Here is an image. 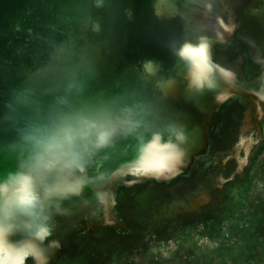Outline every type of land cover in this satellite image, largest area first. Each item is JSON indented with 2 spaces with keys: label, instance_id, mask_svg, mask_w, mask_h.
Listing matches in <instances>:
<instances>
[{
  "label": "clouds",
  "instance_id": "9594fccd",
  "mask_svg": "<svg viewBox=\"0 0 264 264\" xmlns=\"http://www.w3.org/2000/svg\"><path fill=\"white\" fill-rule=\"evenodd\" d=\"M53 2L60 7L47 33L27 29L42 54L0 101V133H11V139L0 138V159L13 161L0 173V264H44L50 208L73 198L103 206L118 173L163 176L186 156L187 126L168 115L177 84L172 69L146 59L112 86H98L101 49L93 38L104 23L94 13L110 12L114 0ZM15 30L24 31L20 25ZM168 47L183 65L189 91L223 97L221 81L231 84L234 74L213 61L208 37Z\"/></svg>",
  "mask_w": 264,
  "mask_h": 264
},
{
  "label": "rangeland",
  "instance_id": "374dc122",
  "mask_svg": "<svg viewBox=\"0 0 264 264\" xmlns=\"http://www.w3.org/2000/svg\"><path fill=\"white\" fill-rule=\"evenodd\" d=\"M216 1L223 30L211 56L234 77L221 81L199 147L163 176L118 173L103 206L50 208L44 264H264V0ZM11 167L0 159V173Z\"/></svg>",
  "mask_w": 264,
  "mask_h": 264
},
{
  "label": "bare ground",
  "instance_id": "6f19581e",
  "mask_svg": "<svg viewBox=\"0 0 264 264\" xmlns=\"http://www.w3.org/2000/svg\"><path fill=\"white\" fill-rule=\"evenodd\" d=\"M207 4H211V10L206 7ZM131 13V18L128 16L126 20L118 23L120 36L130 43V46H125V49L121 50L123 51L120 53L121 61L131 64L132 69L138 67L145 59H153L162 63L165 70H173L177 84L173 95L167 101L168 115L187 126L189 138L184 147L185 157H189L192 151L199 147L194 142V136L199 129L207 127L210 112L219 100L216 98V92L206 91L200 95L189 91L178 82L182 68L179 67L180 63L172 55L168 45L172 41L182 42L184 39L195 41L201 35L210 40L222 32L218 2L156 0L155 12L154 0H137ZM105 28L113 29V25L106 24ZM121 61L115 63L117 68L123 65Z\"/></svg>",
  "mask_w": 264,
  "mask_h": 264
},
{
  "label": "water",
  "instance_id": "95a60500",
  "mask_svg": "<svg viewBox=\"0 0 264 264\" xmlns=\"http://www.w3.org/2000/svg\"><path fill=\"white\" fill-rule=\"evenodd\" d=\"M136 2L137 0H114L110 12L101 10L94 13L102 17L104 23V31L93 38L101 49L98 62L99 87H107L131 70V64L124 63L120 58V53L123 52L121 50L130 46V43L120 36L118 23L128 18L127 12L133 11ZM59 7L53 0H0V101L6 100L9 90L22 83L24 69L33 66L36 56L43 52L40 42L29 37L27 29L32 28L35 32L46 34V25L54 20ZM113 19L116 20L111 21ZM106 24L113 25L115 30L106 29ZM17 25L24 31L17 32ZM118 60L123 65L117 68L115 63ZM8 134L11 137V133ZM1 135L2 133L0 138Z\"/></svg>",
  "mask_w": 264,
  "mask_h": 264
},
{
  "label": "flooded vegetation",
  "instance_id": "af4514ba",
  "mask_svg": "<svg viewBox=\"0 0 264 264\" xmlns=\"http://www.w3.org/2000/svg\"><path fill=\"white\" fill-rule=\"evenodd\" d=\"M222 104V103H221ZM221 104H219V106L221 105ZM215 111V110H214Z\"/></svg>",
  "mask_w": 264,
  "mask_h": 264
},
{
  "label": "trees",
  "instance_id": "16d2710c",
  "mask_svg": "<svg viewBox=\"0 0 264 264\" xmlns=\"http://www.w3.org/2000/svg\"><path fill=\"white\" fill-rule=\"evenodd\" d=\"M258 242V241H257ZM262 242H264V241H262Z\"/></svg>",
  "mask_w": 264,
  "mask_h": 264
}]
</instances>
